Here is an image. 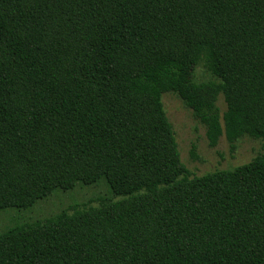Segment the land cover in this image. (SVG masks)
<instances>
[{
    "label": "trees",
    "instance_id": "16d2710c",
    "mask_svg": "<svg viewBox=\"0 0 264 264\" xmlns=\"http://www.w3.org/2000/svg\"><path fill=\"white\" fill-rule=\"evenodd\" d=\"M167 91L212 145L264 142V0H0V211L121 196L7 228L0 264H264V148L189 175Z\"/></svg>",
    "mask_w": 264,
    "mask_h": 264
},
{
    "label": "rangeland",
    "instance_id": "374dc122",
    "mask_svg": "<svg viewBox=\"0 0 264 264\" xmlns=\"http://www.w3.org/2000/svg\"><path fill=\"white\" fill-rule=\"evenodd\" d=\"M195 78L202 81L212 76L203 65H199L195 69ZM162 101L175 131L181 161L187 167L189 175L199 176L217 170H231L263 152V140L248 135L232 144L223 134L218 142L212 145L207 136L206 125L176 93L164 92ZM217 105L222 115L226 109L222 94L218 97ZM104 197L112 200L121 198L111 192L105 180L91 185L78 183L69 190H55L31 207H10L0 211V233L15 224L44 220L63 210L72 212L74 207L95 206L99 199Z\"/></svg>",
    "mask_w": 264,
    "mask_h": 264
}]
</instances>
